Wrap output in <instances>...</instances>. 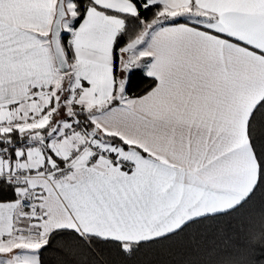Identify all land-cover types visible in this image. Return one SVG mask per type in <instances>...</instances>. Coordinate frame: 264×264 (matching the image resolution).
I'll list each match as a JSON object with an SVG mask.
<instances>
[{
  "label": "snow or ice",
  "instance_id": "1",
  "mask_svg": "<svg viewBox=\"0 0 264 264\" xmlns=\"http://www.w3.org/2000/svg\"><path fill=\"white\" fill-rule=\"evenodd\" d=\"M0 264H264V0H0Z\"/></svg>",
  "mask_w": 264,
  "mask_h": 264
}]
</instances>
